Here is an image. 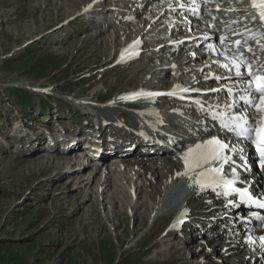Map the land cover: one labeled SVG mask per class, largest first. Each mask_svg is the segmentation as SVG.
I'll return each mask as SVG.
<instances>
[{
    "label": "rangeland",
    "instance_id": "obj_1",
    "mask_svg": "<svg viewBox=\"0 0 264 264\" xmlns=\"http://www.w3.org/2000/svg\"><path fill=\"white\" fill-rule=\"evenodd\" d=\"M43 1L0 0V264H194L189 248L182 247L203 240V233L193 236L192 241L189 239L199 226L196 216L190 230L186 224L181 228L184 235L179 240L176 237L179 244L160 252L163 247L160 236L172 215L158 218L150 226L155 212L148 208L149 203L135 211L132 205L137 199L127 193V203L131 205L119 206L103 199L102 194L95 197L93 204L90 197L83 199L73 194L76 190L68 186L69 178L64 177L58 183L56 170L43 167L33 170V162L25 159L36 147L50 145L37 130L46 134L45 127H51V132H58L52 134L57 142L58 136L66 132L62 139L74 145L78 140L74 137L81 138L82 132H87L85 124L88 130L93 129L89 121L94 114L78 110L77 100L89 98L90 103L101 105L127 91L135 93L131 89L143 79V72L138 74V69L120 66L113 59L117 48L114 44L121 43V34L106 37L107 51L102 49L81 11H74L83 4L45 15L41 10L44 7L40 9ZM120 5L125 3L120 1ZM151 6L149 3L148 7ZM138 7L142 6H130L135 11ZM101 9L93 15L106 22ZM64 11H71L70 16H64ZM126 11H130L128 7ZM5 13L11 22L4 20L1 14ZM149 24L146 23V28ZM113 28L118 32L121 29ZM184 53L190 56L194 52L184 50ZM147 56L144 51L139 61H146ZM168 77L163 81H170ZM129 108L126 110L134 111ZM46 115L47 119L41 121ZM15 126L21 128L19 136L9 133ZM96 128L99 131V126ZM4 135L13 137L4 139ZM76 148L69 146L66 153L71 154ZM107 160L104 170L114 165ZM91 161L92 167L96 166ZM112 168L110 173L121 174L119 167ZM143 180L144 177L140 183ZM124 181L120 182L126 187L128 182ZM138 182L133 176V186ZM111 213L114 219L110 222L105 215ZM112 223L116 226L112 227Z\"/></svg>",
    "mask_w": 264,
    "mask_h": 264
},
{
    "label": "bare ground",
    "instance_id": "obj_2",
    "mask_svg": "<svg viewBox=\"0 0 264 264\" xmlns=\"http://www.w3.org/2000/svg\"><path fill=\"white\" fill-rule=\"evenodd\" d=\"M102 1L106 2L103 3ZM120 1L125 5H120ZM46 2L44 0L40 3V9L44 7L41 10L46 12L45 15L58 13L59 9L62 8H69L68 10H70V8L78 7L80 3L83 4L81 8H76L74 11H81L82 18L90 27L91 35L95 36L98 43L102 45V49H106V51L105 38L109 35L118 36L121 34L123 37L121 43L119 44L117 41V44H114L117 48H114L116 51L113 59L117 60L120 66L138 69V74L143 72L141 73L143 79L139 81L137 87L131 90L135 93H156L158 95H155V101L153 96L148 98L151 99L149 101L141 98L142 95L136 98L122 99V97H130L133 94L127 91L101 105L90 103L89 98L77 100L78 105L76 107L78 110L83 111L85 114H92V116L94 114L92 121L88 119L94 125L93 129L88 130L87 124H85L84 130L87 132L83 131L81 136H89L94 141L101 143L103 155L97 165L92 167L90 164V161L93 160L92 155L88 152L84 156L78 155L83 151L82 148L78 147L81 138L74 137L75 140L78 139L74 145L66 144L68 141L65 140V147L61 149L56 145L36 147L31 154H28V158H25L29 160L27 162H33V170L40 167L56 170L54 175L58 179V183H62L61 179L64 177L69 178L67 181L68 186L70 189L76 190V193L73 194L83 199L90 197L93 204L95 197L102 194L103 199L112 200L119 206L123 203L131 205L130 202L127 203L126 195L130 193L131 197L137 199L132 205L133 210L138 211L140 207H146L149 203L148 208L150 207L155 212L150 226L154 224L156 219L172 215L170 216L171 219H168L170 221L167 227L160 236L159 242L163 243L160 252L178 245L176 237L179 240V237L184 235L182 229L185 224L188 225L189 230L191 229L190 225L196 216L199 226L192 231L193 235L189 239L192 241L193 236L203 233V240H194L188 244V247L184 245L182 247L187 250L189 248L188 251L193 257L194 264H264V252L256 243L253 233L248 232L245 235L242 233L240 229L241 220L238 213H233V205L230 200L223 199L220 195H214L216 189L214 190L212 187L202 190L195 183L201 172L210 166L219 167L220 164L212 162L201 167L188 168L182 159L189 150L185 146L194 144L195 148L197 144L203 145L205 141L210 140L213 136L224 140L230 145L236 143L232 138L220 132L224 128L219 126L215 120L211 124L207 120V114L211 109L225 111L226 108L221 106V102L209 99L207 93L199 94L203 99L202 107L191 105L173 107V102L169 97L160 95L162 91H175L183 87L185 89L198 87L199 83L195 84L198 81L201 83L202 78L206 76L209 77L208 81L213 80V82L210 85L203 83L205 92L206 89L211 87L217 89V91H213V95H222L224 92L222 86L225 85L234 89L232 90L233 95H237L241 91L244 92L245 86L241 83V77L223 70L220 66L223 61L229 64V60H217L219 59L218 56L212 58L203 49L206 43L219 45L217 35L222 31L221 24H216L213 20L211 25L205 20L193 17L187 10L182 11L183 4L196 6L192 0H78L76 3L75 0H52ZM87 2L90 3L86 4ZM149 3L152 4L150 8L148 7ZM101 4L107 6L104 8L105 10L101 9V7L103 8V6L100 7ZM135 4H141L142 7L140 9L138 7L136 11L132 10L130 6ZM52 6L54 8L51 9ZM127 7L130 10L128 12L126 11ZM98 9H101L104 18L107 19L106 22L94 17L93 14ZM151 9L152 11H150ZM70 12L64 11V16H70ZM144 13L146 14L144 15ZM89 14L92 16H88ZM1 15L4 20L12 21L8 13ZM48 19H50L49 16ZM71 19L72 17L69 20ZM35 21H38V19L36 18ZM150 22V29L148 30L146 23ZM67 24H70V22H67ZM113 27H120L121 29L118 32L117 28ZM168 27H170L169 31ZM190 27L192 31H188ZM183 37L188 40L181 41ZM137 38L138 44L129 50L128 60L123 61L119 57L122 46ZM158 45L160 47L157 48ZM109 49L112 52V46ZM137 49H141V54L135 56L134 51ZM144 50L147 51L148 58H146V61H139L143 57L142 51ZM184 50H191L194 53L190 56H187L186 53L182 55ZM196 50H201L202 53L199 54V51L196 52ZM168 75L170 76L168 77ZM215 75L219 76L218 80L214 79ZM164 77H168L170 81H163ZM246 78L244 76V79ZM188 83L191 84L187 86ZM237 87H243V89L238 90ZM142 104H144L143 107ZM153 104L154 108L160 109L158 115L166 117L167 120L171 118L170 125L175 126L178 123L180 127L177 126L175 131H161L156 125H149L141 121L142 114L144 115L145 111L156 112V109H151ZM134 107L139 109L141 114L127 111L128 108L133 109ZM169 109L172 110L168 111ZM173 109H179V120H174L175 113L172 112ZM127 118L131 120L127 121ZM175 118L177 117L175 116ZM183 123L190 124L189 130L204 125L207 127L203 131H189L182 127ZM98 126L99 131L96 128ZM17 128L18 126H15L14 131ZM82 129L83 127H81ZM155 135L164 140L165 143L150 144L149 142L155 140V138H152ZM8 141L6 140V144L10 142ZM69 146L78 148L69 154L66 153ZM239 146L243 147L244 145L240 143ZM244 148L245 157H253L250 148L245 146ZM143 149H147L149 152L144 153ZM150 149H159L162 153L154 155L150 153ZM47 152H50V154L47 155ZM111 152H120L125 155L121 157H117L118 154L114 155L116 156L114 159L120 161L111 165L107 171L103 169V165L106 164V159ZM226 153L228 152L226 151ZM231 155H233V160L237 162L238 158L234 157L232 153ZM37 162L42 163L38 164ZM229 165L224 164L223 169L229 171ZM112 166L113 168L119 167L121 174L116 176L114 171L110 173ZM261 174L263 175L264 172H260ZM133 176L139 180L138 184L136 183L134 186ZM143 177L144 183H140ZM123 180L128 182L126 187L123 186L125 184H121ZM255 182L257 183V179ZM145 193L147 194L146 197H144ZM113 217V213L105 215V219L110 222L114 219ZM243 217L249 218L250 214H245ZM113 226L115 227L116 224L112 223ZM205 226L210 228L206 230ZM216 231H219V233ZM208 236L211 237V240L206 239ZM249 237H251V243ZM181 243H184V241L182 240Z\"/></svg>",
    "mask_w": 264,
    "mask_h": 264
},
{
    "label": "snow or ice",
    "instance_id": "obj_3",
    "mask_svg": "<svg viewBox=\"0 0 264 264\" xmlns=\"http://www.w3.org/2000/svg\"><path fill=\"white\" fill-rule=\"evenodd\" d=\"M193 3H195V0H193ZM253 7L259 8L260 20L264 23V0H259V3H257V0H253ZM231 63L236 69V75L241 77V83L246 85L243 89L246 95L240 97V100L243 102L241 114L230 117L227 122L222 123V127L232 132L238 141H244L245 145L249 141L255 145V151L259 155L258 166L264 170V65H261L254 71L250 67V62L246 64L242 57H233ZM241 67L246 68V74L250 79H244V74L239 71ZM182 91H187V89H182ZM212 91H217V89H212ZM229 91L231 92V90ZM173 94L169 93V95ZM141 95L155 96L158 94L133 93L130 97H122V99L136 98ZM235 106L234 104L228 105L229 108ZM253 108L261 113L259 124L252 119L251 115L243 114ZM226 151L238 156L242 162L241 167L243 170L250 171L244 155L245 148L240 147L238 144L230 145L216 136L205 141L203 145L197 144L195 149L190 148L182 159L188 168L201 167L212 162L220 164L219 167H209L199 174L195 183L202 190L207 187H212L213 189L221 188L223 192L218 194L228 196L230 193H238L242 200L246 199L250 203L258 204L259 207L264 208V202L253 200L247 188L234 187L235 182L241 179L237 172V167L234 166L231 169L232 178L225 179L223 165L235 163L233 155H226ZM260 239L264 241V237ZM249 242H252L251 237H249Z\"/></svg>",
    "mask_w": 264,
    "mask_h": 264
}]
</instances>
